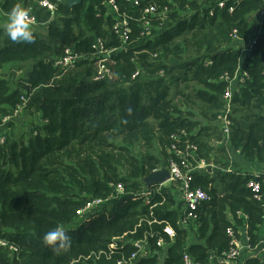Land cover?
I'll return each mask as SVG.
<instances>
[{
    "label": "trees",
    "instance_id": "16d2710c",
    "mask_svg": "<svg viewBox=\"0 0 264 264\" xmlns=\"http://www.w3.org/2000/svg\"><path fill=\"white\" fill-rule=\"evenodd\" d=\"M52 1L55 11L40 0L0 2V20L19 2L37 21L31 44L12 43L0 28V121L20 106L43 119L26 138L0 141V236L19 245L15 252L0 247V264H115L138 250L137 240L147 249L133 264H183L186 252L200 264H220L231 245L230 227L239 239L245 228L255 247L264 232V180L229 171L212 153L225 137L219 116L231 88L230 134L221 147L264 162V33L246 55V75L239 72L242 53L232 36L237 29L247 38L248 15L263 1L223 0L221 8V0H140L138 6L118 0L135 16L125 42L106 0L74 7ZM150 4L165 14L150 17L152 33L143 36L139 18ZM97 38L110 51L107 58L93 48ZM67 47L83 57L56 65ZM104 60L110 73L100 70ZM16 62L33 66L13 85L1 70ZM236 76L243 77L237 87L231 83ZM178 95L187 103H177ZM189 144L215 165L193 174L191 187L205 189L210 199L183 224L165 188L148 202L141 193L145 177L171 159L181 161L173 145L185 150ZM252 179L261 184L260 200L248 187ZM119 183L124 193L117 192ZM96 198L103 202L92 215L77 214ZM58 225L71 247L57 254L42 238ZM168 225L173 236L165 232ZM193 232L198 241L191 242Z\"/></svg>",
    "mask_w": 264,
    "mask_h": 264
},
{
    "label": "built area",
    "instance_id": "2783aa9c",
    "mask_svg": "<svg viewBox=\"0 0 264 264\" xmlns=\"http://www.w3.org/2000/svg\"><path fill=\"white\" fill-rule=\"evenodd\" d=\"M2 0H0L1 2ZM57 1H64V0H57ZM123 2L130 3L133 6H138L140 4V0H122ZM263 1V8H264V0ZM105 3L107 4L109 8V12L114 15V25L113 28L115 32L120 36L122 41H128L130 38V32L132 30L130 19L134 18L135 16L128 12L126 7H123L121 3L118 0H106ZM40 5L50 11H55L57 5L52 0H40ZM219 7L223 8L225 7V2L221 0L219 2ZM229 11H233V7H229ZM160 14H165V11L158 12L157 7L154 4H150L146 6L143 11L142 15L139 18L143 22V31L142 35L147 36L152 33L153 24L151 22L150 17L157 16ZM30 20L32 22V25H35L37 23L36 18L31 15ZM233 40L235 42L239 41L241 38L239 37L237 33V29H234L233 31ZM93 48H95L97 53L101 56L104 55V58L108 57L110 51L106 50L103 45L102 38H97L93 44ZM83 55H81L78 51H76L73 48L67 47L64 50V54L59 57L56 61V65L61 67H67L69 65H73L75 62L79 61ZM107 60V59H106ZM106 60L103 62H100V70L102 73H110V68L106 64ZM137 73H135L136 75ZM243 75H246V72H244ZM238 80L243 81V77H234L231 80L232 85H234V81ZM224 100L226 103L225 109L220 114L219 119L222 122L223 127V133L226 138V140L229 139L230 134V119H229V113L232 111L233 108V89L228 88L227 91L224 94ZM24 103H26V98L23 97ZM23 107L20 106L14 114L16 115L20 110H22ZM13 114V115H14ZM11 116L7 119V122H10ZM7 117V116H5ZM4 117V119H5ZM3 119V120H4ZM3 142L4 140H1ZM172 150L174 152H177L179 155L182 156L181 161H177L175 159H171L170 163L167 166H162L167 168V170L170 173V178L168 181H179L182 185V191H183V200L185 203V210H184V222L189 220H195L197 218V210L210 199L209 193L201 188V187H191V181L193 174L197 171H204L207 170L210 164L207 162L206 159L200 158L198 151L199 148L196 144H189L185 148V150H177V147L173 145ZM194 160L195 163H192L191 161ZM160 167L159 169H161ZM158 169V170H159ZM230 171V168H228ZM248 187L251 188V190L254 193V196L257 199H261V184L257 180H250L248 181ZM118 193H124L125 188L122 183H119L116 188ZM151 188L145 189L142 191V195L146 196V201H149L150 194L152 193ZM103 202V199L96 198L92 201H88L85 206L78 208L77 214L82 217H89L94 212L96 206L101 204ZM165 232L169 234V236L174 235V229L171 226L165 227ZM228 235L231 237V245L230 248L224 253L225 260L228 262H235L242 253V245L240 244V239L237 237L234 229L232 227L228 228ZM250 238L247 236V241L249 242ZM159 244L163 243V239H159ZM134 245L138 247V250L134 251L128 258H120L118 259L115 264H133V261L138 257V254L143 248V244L140 240H137L134 242ZM114 244H112V247ZM0 247L8 248L11 251H17L19 249V245L13 242L12 240L0 236ZM183 264H200L196 262L193 257L188 253H184L183 255Z\"/></svg>",
    "mask_w": 264,
    "mask_h": 264
},
{
    "label": "crops",
    "instance_id": "0c3cea01",
    "mask_svg": "<svg viewBox=\"0 0 264 264\" xmlns=\"http://www.w3.org/2000/svg\"><path fill=\"white\" fill-rule=\"evenodd\" d=\"M5 18V17H4ZM248 31H247V38H241L239 41L235 42L237 48L240 49L242 55L240 59V68L239 72L241 74H244V71L242 70L246 55L250 52V50L253 48V46L257 43L258 39L263 36L264 33V8L252 11L248 15ZM41 28V27H40ZM239 84L238 80L234 81V86L237 87ZM226 138L223 137L222 139L217 140V145H225ZM217 146L214 150L212 155L215 158H212L213 161L219 165H224L226 168H234V170L239 171L240 173L247 174L251 173L253 175H256L257 180H260L263 178L264 180V162L259 161H249L246 159V157L238 150L235 149L233 146L226 144L225 150L221 147ZM215 154V155H214ZM215 165L214 163H211L210 166ZM213 169V166H212ZM211 171V170H209ZM146 187L145 189L151 188L153 195L157 192H160L163 188H165L172 199V206L180 210L181 217L179 218L180 223H188V221L184 222V210H185V203L183 200V191H182V185L179 181H166L164 183L158 184V185H150L148 186L145 183ZM150 198V197H149ZM264 231V229H263ZM191 242L198 241V235L196 232H193L190 237ZM240 244L242 247V253L240 257L235 262H228L223 261L220 262V264H249V260L253 258L260 259L264 262V232L261 234L260 239L258 241V244L255 247H251L249 242L247 241V233L245 228L242 229V236L240 239ZM147 246L143 248L142 253H146Z\"/></svg>",
    "mask_w": 264,
    "mask_h": 264
},
{
    "label": "clouds",
    "instance_id": "9594fccd",
    "mask_svg": "<svg viewBox=\"0 0 264 264\" xmlns=\"http://www.w3.org/2000/svg\"><path fill=\"white\" fill-rule=\"evenodd\" d=\"M31 12L17 2L7 11L0 28L4 35L14 44H31L35 41L34 30L30 20ZM43 243L53 252L59 253L71 247V237L62 226H56L43 235Z\"/></svg>",
    "mask_w": 264,
    "mask_h": 264
},
{
    "label": "rangeland",
    "instance_id": "374dc122",
    "mask_svg": "<svg viewBox=\"0 0 264 264\" xmlns=\"http://www.w3.org/2000/svg\"><path fill=\"white\" fill-rule=\"evenodd\" d=\"M4 19L0 20V24H2ZM42 33H46V27L43 26L40 28ZM194 50V49H193ZM195 52V50H194ZM33 63H12L7 66H5L1 72L6 74L8 77H10V80L12 81L13 85H15V82L20 78H26L28 76V73L31 71ZM185 84L181 85L182 90H187ZM173 93V92H172ZM176 102H186L187 101L180 97L179 95L176 96ZM191 109H194L197 113H200L201 111L198 109L197 106H191ZM9 116L4 118H1L0 121V139L4 140L3 142L8 139L9 141H13L16 139H19L20 137H27L29 136L31 132V128L34 123H40L43 119H41V115L39 114H33L28 113L24 109L20 110L16 115L11 116L10 122H7V119ZM4 119V120H3ZM243 247V246H242Z\"/></svg>",
    "mask_w": 264,
    "mask_h": 264
},
{
    "label": "water",
    "instance_id": "95a60500",
    "mask_svg": "<svg viewBox=\"0 0 264 264\" xmlns=\"http://www.w3.org/2000/svg\"><path fill=\"white\" fill-rule=\"evenodd\" d=\"M84 0H66V3L69 7H74L80 3H82ZM208 170H212V166L208 167ZM170 178V173L167 170V168L162 167L159 170H156L152 172L150 175L145 177L144 181L145 183L150 185H158L161 183L166 182Z\"/></svg>",
    "mask_w": 264,
    "mask_h": 264
}]
</instances>
